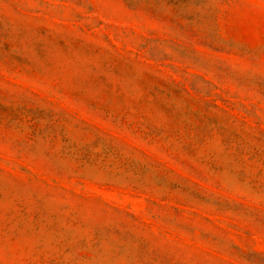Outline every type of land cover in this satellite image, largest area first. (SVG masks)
<instances>
[{
  "label": "rangeland",
  "instance_id": "rangeland-1",
  "mask_svg": "<svg viewBox=\"0 0 264 264\" xmlns=\"http://www.w3.org/2000/svg\"><path fill=\"white\" fill-rule=\"evenodd\" d=\"M0 264H264V0H0Z\"/></svg>",
  "mask_w": 264,
  "mask_h": 264
}]
</instances>
